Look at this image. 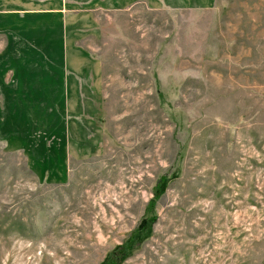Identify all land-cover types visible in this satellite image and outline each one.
I'll return each instance as SVG.
<instances>
[{
	"label": "rangeland",
	"instance_id": "374dc122",
	"mask_svg": "<svg viewBox=\"0 0 264 264\" xmlns=\"http://www.w3.org/2000/svg\"><path fill=\"white\" fill-rule=\"evenodd\" d=\"M4 1L87 70L0 104V264H264V0Z\"/></svg>",
	"mask_w": 264,
	"mask_h": 264
},
{
	"label": "crops",
	"instance_id": "0c3cea01",
	"mask_svg": "<svg viewBox=\"0 0 264 264\" xmlns=\"http://www.w3.org/2000/svg\"><path fill=\"white\" fill-rule=\"evenodd\" d=\"M193 1L196 0H157V4L175 8L185 4L188 7H193ZM210 1L205 0V3L208 4ZM141 2L151 4L153 0H99L98 4H103L108 9H119ZM81 17L84 18V16ZM35 21L33 20L32 23ZM5 30V1L0 0V37L2 38L1 47H4L0 48V104L31 106L37 102L35 101L37 97L46 95V92H41L40 89H50L44 82H53L54 88L61 90L56 91L58 102L56 101L55 104L70 105L71 92L77 99L79 87H75L71 76L74 73L85 75L87 70L86 51L69 47V32H66V37L61 35L53 39L52 36L51 40L47 33L30 34V48L27 50L22 47L24 39L18 36L12 37L10 49L6 47ZM55 45L57 47H54ZM71 61L77 62V65L74 66L76 70L71 69ZM93 67L89 66V69ZM36 83H40L42 86L37 89ZM20 112L23 111L20 110Z\"/></svg>",
	"mask_w": 264,
	"mask_h": 264
},
{
	"label": "trees",
	"instance_id": "16d2710c",
	"mask_svg": "<svg viewBox=\"0 0 264 264\" xmlns=\"http://www.w3.org/2000/svg\"><path fill=\"white\" fill-rule=\"evenodd\" d=\"M105 264H113V261L108 259Z\"/></svg>",
	"mask_w": 264,
	"mask_h": 264
}]
</instances>
